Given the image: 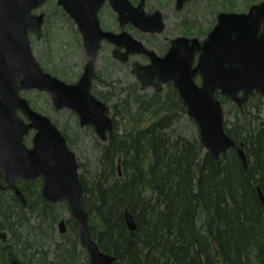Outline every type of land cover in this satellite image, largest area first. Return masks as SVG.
<instances>
[{
	"label": "trees",
	"instance_id": "trees-1",
	"mask_svg": "<svg viewBox=\"0 0 264 264\" xmlns=\"http://www.w3.org/2000/svg\"><path fill=\"white\" fill-rule=\"evenodd\" d=\"M53 29L45 40L50 54L57 43ZM74 40L79 44L76 33ZM101 76L98 71L95 82L104 83ZM93 93L105 102L116 97L114 128L100 145L99 170L91 182L83 174L79 179L90 229L101 250L117 257L112 264H264V204L257 189L264 192V98L251 96L242 110H235L233 121L224 120L229 136L243 143L244 169L234 148L216 160L203 149L198 133L187 137L175 131L178 113L186 109L171 84L148 95L131 83L104 93L94 88ZM217 96L223 105L230 102ZM16 184L27 204L11 191H0V229L8 234L0 241V264H88L71 216L69 229L55 239L62 214L59 203L43 198L41 179H17ZM126 210L134 231L126 226ZM95 228L106 238L97 237Z\"/></svg>",
	"mask_w": 264,
	"mask_h": 264
},
{
	"label": "water",
	"instance_id": "water-1",
	"mask_svg": "<svg viewBox=\"0 0 264 264\" xmlns=\"http://www.w3.org/2000/svg\"><path fill=\"white\" fill-rule=\"evenodd\" d=\"M43 1L0 0V190H12L16 199L26 205L15 179L40 177L41 194L46 200L66 202L78 227L80 244L88 255V264H112L115 256L101 250L89 231V214L82 203L83 186L75 152L58 125L46 114L34 110L19 94L20 90L48 92L55 109H70L81 126L90 125L96 136L106 141L113 134L110 107L91 91L97 76L96 58L105 38L115 43L116 59L126 61L131 53H146L150 62L134 61L132 68L141 88L154 86L160 90L162 83L173 81L186 114L198 128L203 148L216 160L234 148L247 169L243 143L236 144L225 131L224 108L216 93L238 108L254 94L264 98V0L253 3L246 11H220L217 23L203 40L177 36L163 56L125 32L103 31L97 11L104 0H58L74 19L86 52L81 74L71 83L43 70L30 48L28 31L39 37L42 21L41 15H33L31 10ZM184 1L176 0V7L180 8ZM111 4L122 24L126 20L119 1L111 0ZM137 10L130 18L135 26L151 32L163 29L159 10L144 15L141 4ZM121 46L125 51L120 50ZM196 75L201 77L200 83L195 81ZM31 130L34 132L27 145L25 138ZM258 194L264 204L260 188ZM124 218L127 227L134 230L133 217L127 210ZM64 230V220H60L59 231ZM6 238V232L0 230V239ZM11 264L18 262L13 260Z\"/></svg>",
	"mask_w": 264,
	"mask_h": 264
},
{
	"label": "rangeland",
	"instance_id": "rangeland-1",
	"mask_svg": "<svg viewBox=\"0 0 264 264\" xmlns=\"http://www.w3.org/2000/svg\"><path fill=\"white\" fill-rule=\"evenodd\" d=\"M48 1L49 3L44 4L42 9L46 10L49 20L46 19L44 23L43 38L40 39V37L38 40L33 37L31 39L33 53L43 67L50 70V72H57L54 74L55 76L66 82H74L78 78L74 76L75 73L80 74L86 59L85 53L81 47L80 36L77 31L74 32V24L60 16V14H58L56 19H52V2L55 3V0ZM147 1L153 8L156 7L167 12L165 17L167 21V30L165 34L172 32L173 34H178L180 31H182V33L186 31L187 36H196L200 38L213 25L218 12H242L246 11L247 6L250 4L247 5L246 0H192L187 2L182 10L176 11L173 8L174 0ZM259 1L260 0H256L253 3ZM180 20L185 21V26L182 30L179 25ZM46 23L47 27H45ZM52 27L54 28L53 31L57 33L55 34L57 43L52 47L54 51L50 54L48 46H45V40L52 36V31H50ZM75 33L79 40V44L74 40ZM45 49L47 50L46 52ZM110 51L111 49L108 46H104L96 59V71L101 72V77L103 78L104 83L101 81H94L92 91L94 88L103 91V93L111 90V88H113L114 91H117L121 86H130V83L135 81L133 75L130 74L132 67L131 62L121 63L112 58L110 59V57H112ZM152 91V88H147L142 92L148 95ZM20 95L25 99L30 100L32 104L35 105V110L48 115L52 120L56 119L57 122L55 123L59 128L65 129V132L72 140V146H69L75 152L76 159L79 163V174H83L87 182L90 183L94 174L99 170L97 160L100 155V145L103 144L104 141L98 139L91 127L87 125L81 126L76 115L69 109H54L48 93L37 89H30L21 90ZM105 96L107 97V95ZM115 100V96L109 101L107 100V103L110 106L109 112L111 115L113 113L111 104L114 103ZM248 106L246 104L245 108L247 109ZM250 107L251 106H249V108ZM236 109V105L231 101L224 104V119L233 121ZM253 109L254 108L252 107L251 110ZM261 117H264V109L261 110ZM115 119L122 125L123 120H121L119 114L115 115ZM173 128L176 132H180L187 137L195 136L198 133V128L195 122L188 117L186 113L181 111L178 113V119L174 123ZM30 138L31 135L25 138V143L27 145H30ZM6 203L7 202L4 201L5 206L7 205ZM57 205L59 212L62 214L61 216L64 220L65 227H68L69 223L66 221L68 217H70L69 210L66 205L61 204V201ZM60 234L62 233L59 231V225H56L54 237L57 241H60Z\"/></svg>",
	"mask_w": 264,
	"mask_h": 264
},
{
	"label": "flooded vegetation",
	"instance_id": "flooded-vegetation-1",
	"mask_svg": "<svg viewBox=\"0 0 264 264\" xmlns=\"http://www.w3.org/2000/svg\"><path fill=\"white\" fill-rule=\"evenodd\" d=\"M117 1H119V3H120V6L122 8L123 17H124L123 19L126 20V21H123V23L121 24V22H119L118 11H116L113 8V6L111 4V0H104L102 5L100 6V8L97 11V17H98V20H99V25H100V27H101V29L103 31H109V32H112L114 34H119L121 32H125L127 35L131 36L133 39H136L137 41H141L143 43V45L147 49L153 50L159 56H163V55H165L168 52V50L170 48V45H171V40L173 38H175L177 36H180V35L187 36L186 35V31L184 33H182V31H180V33H178V34H173V32L165 34L166 30H167V21H166V18H165L166 15H167V12L165 10L158 9L156 7L153 8L150 4H148L147 0H117ZM190 1H192V0L184 1L183 5L180 8H177L176 7V0H174L173 1L174 2L173 3L174 4L173 8L176 11H180L184 7V5L187 2H190ZM46 3H49V1L48 0L43 1L37 8H34L32 10V12H31L33 15H41V20L42 21H41V28H40V36L39 37L37 36V34L35 32L28 31V38H29L30 46H31V39L33 37H35L36 39H38L40 37H41L40 39L43 38L44 23H45L46 19L49 20V16H48L46 10L42 9L43 5L46 4ZM140 4L142 5L144 15L152 14V13L156 12L157 10L160 11L161 17H162V20H163V24H164L163 29L160 32L145 31V30L135 26L133 24V22L130 20V18L135 15V12L138 13L137 8H138V6ZM52 5H53L52 6L53 9L51 11V13H52L51 16H52V19L54 20V18L56 19L58 14H60L61 5L58 4V0H55V3L52 2ZM249 6L250 5L247 6V9L249 8ZM62 11H64V10H62ZM64 15H65L64 18L67 17L69 19L68 21L73 22L75 28L77 29V25H76L74 19L72 17H70L69 15H67L66 13ZM216 23H217V18L215 19V22L209 28V30L201 38L200 37H198V38L203 40L206 37V35L210 32V30L214 27V25ZM179 25H180L181 30H182V28L185 26V21L184 20H180L179 21ZM45 27H47V23H46ZM78 33H79V36H80L81 47H82V49H83V51H84V53L86 55L85 49H84L83 44H82V38H81L80 32H78ZM189 37H192V36H189ZM101 44H102V46L100 47V49L98 51V55H99L101 49L104 46H108L111 49L110 52H111V56L112 57H110V59L112 58V59H114L116 61H119L121 63H129V62H131L132 67H131V70H130V74H132L133 77L135 78V81L132 82L131 84H136L137 87H139V90L144 91V89L152 88L153 91H155V92L156 91H161L163 88H166V86L168 84H171L175 88V86L173 84V81H168L166 83H162L160 90H156L154 88V86H150V87H147V88H141V84L138 81V79L136 77V74L132 72V68H133L134 61H139L141 64H145L147 62L149 63L150 59L147 56V54L144 53V52L131 53V54H129L128 59L126 61H122V60H119V59H116V58L113 57V49L115 48V43L110 42L107 39L103 38L101 40ZM31 49L33 51L32 46H31ZM120 50L123 52V51H125V48L123 46H121ZM98 55H97V57H98ZM197 55H198V53H197ZM39 64H40V62H39ZM41 67L43 68L42 65H41ZM95 68H96V64H95ZM45 71H48V70H45ZM97 74H98V71H97ZM195 81L197 83H200L201 77L199 75H196ZM32 133H33V131H31V134ZM17 179H21V178L17 177L16 180ZM1 180H3V179H1ZM2 190H7V189H2ZM7 191L10 192L11 190H7ZM0 230H2V229H0ZM2 231H5L6 234H7L6 230H2ZM65 232H66V229L63 231V233H65ZM7 237H8V234H7ZM5 240H1L0 239V241H2V242L5 241Z\"/></svg>",
	"mask_w": 264,
	"mask_h": 264
},
{
	"label": "bare ground",
	"instance_id": "bare-ground-1",
	"mask_svg": "<svg viewBox=\"0 0 264 264\" xmlns=\"http://www.w3.org/2000/svg\"><path fill=\"white\" fill-rule=\"evenodd\" d=\"M118 170H119V168H120V166L118 165ZM258 188H260L259 186L257 187V189ZM88 214H89V212H88ZM74 220V219H73ZM89 220H90V215H89ZM74 222H75V220H74ZM76 224V223H75ZM127 226V225H126ZM90 227V226H89ZM66 228V230H68L69 229V226L68 227H65ZM76 228H77V231H78V227H77V225H76ZM128 228V227H127ZM136 228V227H135ZM71 229V228H70ZM129 229V228H128ZM130 230V229H129ZM135 230V229H134ZM134 230H132V231H134ZM89 231H90V234H91V237H92V239L93 240H95V238H94V236H93V233H92V231H91V229L89 228ZM95 235L97 236V237H99V238H101V239H105L106 238V232H104V231H102L101 229H99V228H95ZM78 238H79V232H78ZM80 241V240H79ZM96 241V240H95ZM108 253V252H107ZM109 254H111V253H109ZM111 255H113V254H111ZM113 256H115V255H113ZM116 256H115V260H116ZM114 260V261H115ZM113 261V262H114ZM112 262V263H113Z\"/></svg>",
	"mask_w": 264,
	"mask_h": 264
}]
</instances>
